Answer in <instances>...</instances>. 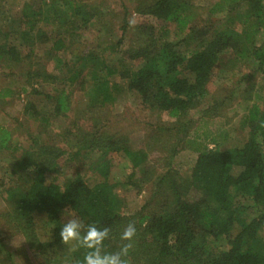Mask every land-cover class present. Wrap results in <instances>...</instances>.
Returning a JSON list of instances; mask_svg holds the SVG:
<instances>
[{
	"label": "trees",
	"instance_id": "obj_1",
	"mask_svg": "<svg viewBox=\"0 0 264 264\" xmlns=\"http://www.w3.org/2000/svg\"><path fill=\"white\" fill-rule=\"evenodd\" d=\"M223 7L228 9L227 22L200 26L195 23L198 13L191 0H140L138 13L163 22L139 24L140 44L111 59L106 48L84 46L68 59L73 43L69 45L64 34L99 27L101 10L77 0H49L44 6L25 2L10 19L8 0H0V59L13 67L27 66V80L21 87L22 92L30 89L24 112L45 126L52 115L72 109L73 86L79 85L93 105L114 103L119 93L115 76L125 79L126 89L136 93L149 110L181 119L208 96L211 76L229 51L237 61L253 58L264 77V0H219L212 10ZM55 23L51 32L43 26ZM171 32L177 42L170 40ZM41 47L45 57L40 56ZM129 60H139V65L131 66ZM47 84L55 87L46 90ZM14 92L11 86L1 88L0 98ZM261 99L257 96L241 121L243 129L249 128L241 145L222 148L214 139L215 147L205 145L199 150L186 178L177 180L171 170H165L157 176V190L149 203L154 211L131 216L124 214V199L116 191L121 182L113 179L110 155L122 153L128 159L133 184L138 170L143 174L139 181L150 175L147 148L136 149L125 137L106 138V131L99 127L77 133L69 154L79 161V171L59 182L58 163L66 148L36 139L26 149L15 142L8 128L0 127V158L7 149L11 156L4 172L0 170V193L10 207L6 216L31 231L35 249L46 264H82L85 249L61 242L59 232L68 220L64 215L79 217L85 226L110 228V239L105 241L109 252L119 249L120 233L134 221L137 235L128 264H264ZM46 102L52 114L41 109ZM172 127L184 130L178 123ZM89 171L97 176L96 183L87 182L84 172ZM167 190L172 193L166 194Z\"/></svg>",
	"mask_w": 264,
	"mask_h": 264
},
{
	"label": "rangeland",
	"instance_id": "obj_2",
	"mask_svg": "<svg viewBox=\"0 0 264 264\" xmlns=\"http://www.w3.org/2000/svg\"><path fill=\"white\" fill-rule=\"evenodd\" d=\"M45 1L49 2V0H8L10 19L12 15L21 12L25 2L44 6ZM77 1L101 10L103 22L99 27L90 30H70L64 34L67 36L68 44L73 43L72 51L66 55L68 59V55L82 50L84 46L99 51L106 48L107 58H116L121 55L119 51L126 50L135 43H141L139 24L148 21L157 23L158 26L163 24L160 20L136 11L140 0ZM217 1L219 0H191L194 10L198 13L196 25L205 26L215 21L222 24L227 22L229 17L227 7L215 12L212 10ZM133 14L138 23L135 28H130L128 19ZM6 23L7 21H4V24ZM56 24L43 26L51 32ZM123 26H126L125 30ZM174 37L171 32L170 40L177 42L178 38ZM120 40L122 42H119ZM183 46L184 44H179L178 48L181 49ZM232 52L229 51L228 56L215 68L208 83V96L181 119L171 117L167 112L149 110L136 93L126 89L127 81L115 76L114 81L118 83L119 93L114 103L107 106L93 105L79 85L73 86L72 109L65 115L63 113L52 115L47 126L42 124L40 119L24 112L30 91V89L27 92L21 90L27 80L25 77L27 66L16 64L13 67L8 65L7 61L0 59V89L9 86L15 89L11 96L0 98V127L8 128L15 142L26 149L31 148L36 139L37 142L43 140L49 145L66 148L67 153L58 163L59 182L79 171V161L71 159L69 154L74 150L72 146L76 144L77 133L95 131L99 127L103 129L102 131H106V138L125 137L134 148H147L149 151L147 166L150 175L147 180L139 181L143 174L138 170L132 179L133 184L129 183L132 169L128 159L122 153H113L110 156L113 179L121 182L116 191L124 199V214L131 216L138 212L150 213L154 211V207L149 203L153 199V192L157 190L158 175L164 174L165 170H171V174L177 180L180 177H188L192 173L199 150L205 145L209 148L215 147L214 139L222 148L241 145L249 135V128L243 129L241 121L257 96L262 97L260 104L264 110V77L256 70V61L253 58L237 61L233 58ZM40 56H46L45 47L40 48ZM49 64L48 68L51 70L52 63ZM128 64L136 67L139 65V60H129ZM54 87L53 84H47L44 89L49 90ZM41 109L52 114L51 104L48 102L44 103ZM189 121L191 124L188 125ZM175 123L184 130L178 132L172 127ZM160 126L171 127L172 130L159 128ZM69 130L72 131L71 134ZM2 155L4 157L0 158V170L4 172L5 166L10 164V150H4ZM97 156L98 152L94 158L96 159ZM152 170L154 173H151ZM84 174L88 183H96L98 178L91 171ZM135 182L139 183V186H136ZM125 183L129 185H123ZM167 192L172 193L171 190H167L166 194ZM8 209H10L9 204L0 193V264H46L43 256L35 249L31 231L21 229L10 222L6 216ZM64 217L70 218L66 215Z\"/></svg>",
	"mask_w": 264,
	"mask_h": 264
},
{
	"label": "clouds",
	"instance_id": "obj_3",
	"mask_svg": "<svg viewBox=\"0 0 264 264\" xmlns=\"http://www.w3.org/2000/svg\"><path fill=\"white\" fill-rule=\"evenodd\" d=\"M135 14L129 17L130 28L137 26ZM111 230L96 224L85 226L77 216L69 218L62 226L59 236L64 245L75 244L85 249L82 264H128L127 257L133 248V241L137 235L134 221H130L120 233V247L117 251H106L105 241L110 239Z\"/></svg>",
	"mask_w": 264,
	"mask_h": 264
}]
</instances>
